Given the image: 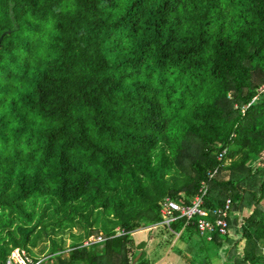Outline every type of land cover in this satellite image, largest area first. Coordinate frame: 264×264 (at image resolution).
<instances>
[{"label":"trees","instance_id":"16d2710c","mask_svg":"<svg viewBox=\"0 0 264 264\" xmlns=\"http://www.w3.org/2000/svg\"><path fill=\"white\" fill-rule=\"evenodd\" d=\"M6 32L0 242L84 222L105 240L33 264H141L130 233L204 183L224 264H264V0H0Z\"/></svg>","mask_w":264,"mask_h":264},{"label":"rangeland","instance_id":"374dc122","mask_svg":"<svg viewBox=\"0 0 264 264\" xmlns=\"http://www.w3.org/2000/svg\"><path fill=\"white\" fill-rule=\"evenodd\" d=\"M228 163V162H227ZM251 210L245 209L242 216H249ZM90 228L98 229L104 226L98 220L92 221ZM106 228L110 231H119L117 226L106 224ZM89 228L84 222L67 229L62 234H51L48 238L30 236V240L34 243H27L24 250V257L28 264H33L34 260L45 262L51 260V244L55 241L59 244L58 251L62 257H68L72 249V245L82 243V245L93 244L97 237H87ZM98 235V234H97ZM100 235V234H99ZM18 235H15L17 237ZM129 238L132 240L133 251L137 250V245H144V257L141 264H224L225 258L220 254L219 246H213L204 238L196 234L195 231H186L181 229L175 233L161 228H151L150 226L142 227L130 233ZM1 246L7 250L14 251L9 242H0ZM87 246V245H86ZM12 248H14L12 250ZM241 254V251H238ZM141 258V255H138ZM137 256V257H138ZM136 257V258H137ZM135 258V259H136ZM139 258V259H140ZM34 259V260H33ZM138 259V261H139ZM20 262V259L17 258ZM135 261V260H134ZM137 261V262H138ZM136 262V263H137ZM134 263V264H136ZM3 264H14L11 260V254L5 259ZM17 264V263H16Z\"/></svg>","mask_w":264,"mask_h":264},{"label":"built area","instance_id":"2783aa9c","mask_svg":"<svg viewBox=\"0 0 264 264\" xmlns=\"http://www.w3.org/2000/svg\"><path fill=\"white\" fill-rule=\"evenodd\" d=\"M257 94L264 97V84H261L257 90ZM221 156H218L217 160L220 161ZM214 172H209L207 174L208 178L213 176ZM206 185L201 183L197 192L189 199V203L182 205L170 198L164 199L161 204H159L158 222L150 225L151 228H161L168 231L176 232L173 229L174 223L179 220H183V228L188 226L195 228L200 237L204 238L206 241H210L213 234L218 233L220 236H224L227 233V217L228 211L230 209V200H227L222 209L211 210L205 207V194ZM212 217V220L208 219ZM178 232V231H177ZM120 231L114 233L112 237L120 235ZM105 238L97 236V239L93 244L101 243ZM92 244V243H91ZM88 245V244H86ZM84 245V246H86ZM23 255V252H21ZM18 264L22 262L18 261Z\"/></svg>","mask_w":264,"mask_h":264},{"label":"flooded vegetation","instance_id":"af4514ba","mask_svg":"<svg viewBox=\"0 0 264 264\" xmlns=\"http://www.w3.org/2000/svg\"><path fill=\"white\" fill-rule=\"evenodd\" d=\"M15 248V249H14ZM14 248H12V250L14 249V251L15 252H13V251H9V254H11V260H13V263L14 264H18V262H17V258L18 259H20V261L22 262L21 264H28V262L27 263H25L24 262V259H25V261H27L26 260V258L24 257V250H22V248L21 247H19V246H17V247H14ZM21 252H23V255L21 254ZM8 254V255H9ZM8 255L6 256V258L8 257ZM61 255V254H60ZM51 256H55V255H51ZM51 256H50V258H51ZM62 256V255H61ZM34 260V259H33Z\"/></svg>","mask_w":264,"mask_h":264},{"label":"water","instance_id":"95a60500","mask_svg":"<svg viewBox=\"0 0 264 264\" xmlns=\"http://www.w3.org/2000/svg\"><path fill=\"white\" fill-rule=\"evenodd\" d=\"M10 33H11V32H6L5 34H3V35L0 37V44H1V41H2L3 37H4L5 35H9ZM139 258H140V256H138V257L135 259L134 263H136V262L138 261Z\"/></svg>","mask_w":264,"mask_h":264}]
</instances>
